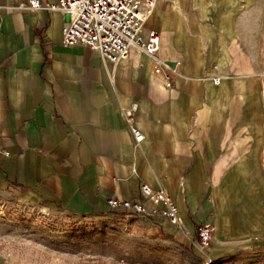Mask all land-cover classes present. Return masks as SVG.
Here are the masks:
<instances>
[{
    "label": "crops",
    "instance_id": "0c3cea01",
    "mask_svg": "<svg viewBox=\"0 0 264 264\" xmlns=\"http://www.w3.org/2000/svg\"><path fill=\"white\" fill-rule=\"evenodd\" d=\"M19 1L0 0V188L102 217L146 183L171 195L184 228L147 218L187 251L203 256L201 222L213 245H264V0H158L141 34L159 33L179 75L136 46L117 64L65 46L66 14ZM134 102L140 142L125 119Z\"/></svg>",
    "mask_w": 264,
    "mask_h": 264
},
{
    "label": "rangeland",
    "instance_id": "374dc122",
    "mask_svg": "<svg viewBox=\"0 0 264 264\" xmlns=\"http://www.w3.org/2000/svg\"><path fill=\"white\" fill-rule=\"evenodd\" d=\"M209 251V264H264V245L244 248L221 238ZM202 254L135 213L77 215L0 188V264H205Z\"/></svg>",
    "mask_w": 264,
    "mask_h": 264
},
{
    "label": "built area",
    "instance_id": "2783aa9c",
    "mask_svg": "<svg viewBox=\"0 0 264 264\" xmlns=\"http://www.w3.org/2000/svg\"><path fill=\"white\" fill-rule=\"evenodd\" d=\"M158 0H56L55 2H41L40 0H20V9H46L61 11L68 16L63 28V44L65 46L84 45L96 50L101 57L112 64L125 59L132 46H136L155 60V70L169 69L173 74H180L181 61L170 66L162 60L158 52L160 49V35L156 31H149L146 37L141 32L149 14L156 7ZM218 82L219 78L216 77ZM164 85L171 87V75L164 76ZM137 103L134 102L126 122L134 135L135 141L140 142L144 135L135 126L134 112ZM141 200H127L112 197L108 203L112 210L135 213L145 218L151 215L164 214L171 223L180 229L184 224L178 216V207L171 195L164 189L154 190L146 183L141 185ZM163 208H160V206ZM215 229L210 223L196 225L197 247L207 255L205 264L212 262L209 249L215 242Z\"/></svg>",
    "mask_w": 264,
    "mask_h": 264
}]
</instances>
